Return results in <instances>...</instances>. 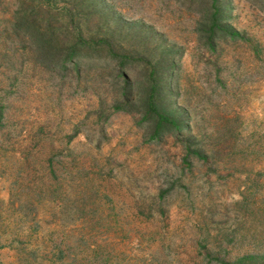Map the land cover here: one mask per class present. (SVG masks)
Instances as JSON below:
<instances>
[{
	"label": "rangeland",
	"instance_id": "rangeland-1",
	"mask_svg": "<svg viewBox=\"0 0 264 264\" xmlns=\"http://www.w3.org/2000/svg\"><path fill=\"white\" fill-rule=\"evenodd\" d=\"M221 2L213 49L200 0H0V264H264V0ZM167 51L154 138L117 105Z\"/></svg>",
	"mask_w": 264,
	"mask_h": 264
},
{
	"label": "trees",
	"instance_id": "trees-1",
	"mask_svg": "<svg viewBox=\"0 0 264 264\" xmlns=\"http://www.w3.org/2000/svg\"><path fill=\"white\" fill-rule=\"evenodd\" d=\"M194 0H190L192 2ZM208 4L201 23L202 29L199 34L207 39L211 48H215L218 38L232 36L240 37L241 33L233 27L225 25L223 17L226 14L225 7L222 6L221 0H200ZM109 43L107 40H103ZM165 59H155L150 64L148 77L143 81L130 84L125 81L122 87L121 96L123 97V105H117L118 108L132 112V106L138 104L141 107V116L148 120L151 124L152 137H160L166 133H179L185 126L188 119L187 113H178L170 108L169 94L172 90L171 78L173 75V59L169 56V52H164ZM121 67L126 65V61H120ZM123 72H125L123 67ZM132 89L137 90L136 103H132V96H129ZM133 95V93H132ZM187 118V119H186ZM190 151V145H187ZM199 153L200 151H196ZM254 258V257H250Z\"/></svg>",
	"mask_w": 264,
	"mask_h": 264
}]
</instances>
